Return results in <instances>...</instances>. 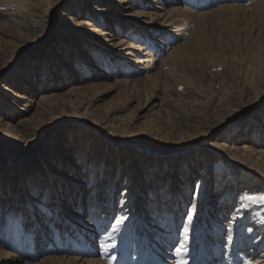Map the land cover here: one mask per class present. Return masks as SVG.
I'll return each mask as SVG.
<instances>
[{"label": "bare ground", "instance_id": "6f19581e", "mask_svg": "<svg viewBox=\"0 0 264 264\" xmlns=\"http://www.w3.org/2000/svg\"><path fill=\"white\" fill-rule=\"evenodd\" d=\"M29 1L31 3L26 6L24 14L25 16H37L38 21L33 26L41 35L44 23H52L53 7L60 4L62 0H55L53 3H47V5L45 0ZM97 1H100L101 6V1L103 0H96L95 3ZM85 2L87 3L88 1L82 2V5L86 4ZM112 2L114 6L122 8L121 13L131 7L138 9L139 12H135L136 16L140 19L144 18V20H135L133 17L122 16V18L126 19V21L123 19L122 22L119 19V17L121 18L119 13L112 12L110 14L108 11ZM89 3H91V0ZM89 3L85 5L84 10L82 9L84 12L81 10L79 12L78 4L75 5L74 14L67 15L65 10L57 21L63 25L62 28H67L66 31L69 34L66 35L68 39L74 40L71 46L74 50V55L70 51H66L62 53V57H59L60 59L64 58V61L60 62L63 65L60 69V74L57 75L59 68L56 67V70L55 63L53 61L48 62L50 58L48 53L50 52L47 53V51L50 50L48 48L51 41L47 43L44 40H36L22 50L24 51L22 55L17 56L12 61L9 59L0 65L2 67L0 72H8L10 78H13L14 71L18 70L14 83L10 84L12 80L6 79L0 90V134H2L3 138L10 140L13 148L19 143H24V141L28 142L35 135L39 121L41 122L47 115L51 109L52 102L57 103L59 99L55 100V97H57L55 94L45 95L46 92L42 95L39 93L34 98V94L40 89L41 91L45 90V83L55 78L57 84L61 82V85H63L66 81H71L70 77L72 76L77 81L76 85L78 86L88 81V77L93 80L97 77L109 78L114 74L124 78L119 81L128 83L127 78L122 75L123 73L132 72L133 74L141 75L152 69L153 61H157V58H160L162 53H166L170 44L174 41L182 40L188 24V20L185 18L188 15H199L193 10H198V6L194 7L193 5L195 4L190 3V0H106V6L103 9L97 6L90 11L89 7L94 6L89 5ZM254 3L253 11L264 26V0H255ZM224 6L223 8H218L220 13H224L223 9L225 7H227L226 10L229 12L238 11L242 8L231 6L229 9V6ZM94 9L95 11L93 12ZM83 13L87 15L88 19L85 22H79L76 17L79 15L80 18L83 17ZM10 15H13V13ZM110 18L116 19V24L117 22L119 23L117 21L119 19L120 28L117 29L116 26L110 24L107 30L103 29L104 24L109 23ZM39 22L41 23L39 24ZM69 25L71 26L68 28ZM70 32L73 34H70ZM119 33L124 35L123 40L121 39L118 44H114L113 38ZM143 37L145 39L140 43L139 38ZM155 37H159L157 39L158 43ZM76 41L79 42L75 43ZM131 42H137L139 45L132 46ZM67 45L68 43H66ZM114 46L117 47L114 51L120 55L119 57L113 55L110 51V48ZM198 47L197 40L190 36L179 48L177 47V50L173 49L170 51L162 59L161 63L176 66L187 51H196ZM78 50L79 52L77 53ZM40 54H42V61L41 68L37 70L36 84L32 87V92L27 94L31 81L21 76V73L23 74L24 72H19L20 69L18 67L20 64L18 62L22 61L26 65L27 62H34ZM123 58L126 60H123ZM46 61L48 65H45ZM166 68L168 69V75L173 79L172 76L177 75L176 67ZM55 75L58 77L56 78ZM148 80L151 81L150 85H154V89L158 83V78L154 76ZM137 85L134 83L129 88L133 89L136 86L138 90ZM165 86L168 85H164V89ZM82 88L78 87L77 91L83 96L84 91ZM166 88L169 89V86ZM69 89H71L69 90L71 91L69 96H72V92L76 89L75 87ZM137 92L139 93V91ZM255 96H259V94ZM145 101L147 102L148 99L146 98ZM149 103H151V100L148 101L147 106H145L146 103L144 106L140 104L139 113L147 109ZM14 105L19 109L10 114L13 110L9 111V109ZM240 109L241 107H238L237 110ZM254 109H257L256 111L264 109V102L261 105H257ZM125 111L127 110L121 107L113 111L107 119L93 117V120L95 119L97 124L101 126L104 135L103 139L116 143L122 141L124 137H115L112 131L113 128L116 131L131 135L129 136L130 138L138 140L143 137L148 139L151 135L160 136L159 130H153L150 127L145 128L144 126H133L136 120H132L128 116H122ZM21 112H25L27 117L29 115L27 120L30 123H26L27 120H20L17 125H14V118H19V113ZM77 115L86 118L88 112ZM243 117L245 116H240L236 119L233 117L232 120H225L226 122L221 120L220 127L227 124L229 126L239 124L238 126H242V135H244L248 124L251 121L258 123V119L254 115L251 118L247 117L241 120ZM166 119H170L169 116ZM250 119L251 121H249ZM114 124L115 126L112 128L111 125ZM201 124L197 120L192 127L193 131L186 135H180L179 141L176 140L179 145L171 149L174 152H179L175 154L174 158H176V161L178 160L177 169L180 177L174 176L175 173H173L172 169L174 165L156 163L154 159L146 156L144 152L140 153L139 150L131 152L132 154H128L125 157L128 159V163L131 162V164L127 168L130 172L124 178L120 197L114 194L117 189V182H114L115 175L111 173L115 171L118 177L121 163L110 169L109 184L102 187V190L104 188L102 210L97 204V197L99 188L102 185L105 165L102 161L103 158H96V160L90 158L84 168V161L80 163V160H84L86 146H88L87 140L90 138V136L86 135L85 130L80 131V133H83V137L85 136V139L83 137L80 138L78 147H70V150L73 151L69 152L72 154L70 156L62 157L61 154H58L59 151L56 150V145H52L53 159L56 156L58 157L52 163L54 166H52L50 161L46 163V159L41 157L38 162L24 166V168L19 166L20 168L16 167L14 170L13 168L9 169L4 164V158L7 155H11L9 151L11 145H9L6 153L0 154V264H32L38 260V264H147L149 263V259L146 258L147 253L152 254L153 257H156L154 255L163 256L165 259L161 258L162 261L172 259L173 261L169 262V264H181L183 260H187V264H196L193 262L196 258L192 259L194 255H200L201 259L204 260V264H216L217 261L220 262L218 264H228L229 262L230 264H264V202L260 200V197L264 196V147L262 146L264 140L262 142L261 138L262 134H264V128L260 130L261 132H257V130L253 132L250 146L247 145V142L240 146L238 144L229 146L223 140L216 147H212L211 144L202 140L210 135L211 130L217 131L218 126H210L213 128H211V132H205L204 134L205 127ZM156 129L159 128L157 127ZM46 135L47 133L42 135V137ZM165 135L167 134L165 133ZM125 137L127 136L125 135ZM72 138L74 137L70 132L65 142ZM190 143L196 146L198 143L203 145L198 148L200 151L191 153L184 159L183 157L188 154L184 155L182 151ZM40 145V142L33 145L29 156L33 155L34 151L40 148ZM154 147L158 149L156 146ZM104 148L106 147L103 144H99L100 152H103ZM203 149L210 150V153L201 151ZM160 152L164 154L170 153L169 150L165 151V149H161ZM109 153L112 154L114 159H117L121 154L113 150H110ZM63 158L66 161L64 163ZM86 166H88V170H86ZM139 166L140 168L142 167L144 175H148L146 177L147 183L152 179L151 182L154 185L153 190L149 189L148 193L144 194L145 196L139 192ZM155 166L157 169H152ZM195 166H199L200 170L198 172H195V168L191 170ZM64 167H66V171H63ZM147 167L150 168L147 169ZM220 167L224 169L223 172L219 170ZM154 171L157 172L155 179L152 176L153 173L155 174ZM12 172H16V174L9 175ZM86 173H88L87 178L90 177L89 184H85L83 181L79 184L78 182L82 180ZM69 174L76 175L75 178H78L79 181H67ZM182 178H184L187 185L182 190L179 189L180 185H178L177 189V182L180 184ZM96 184L98 185L97 189ZM37 186L51 194L50 207L53 215L50 218L53 221L46 222L45 228H43L45 226L44 221L48 217H42L44 219L42 224H37L35 221L37 218L35 215L41 214V204L32 195L33 189ZM211 189L213 190L212 197L216 198V201L208 204ZM57 191H60V194ZM66 192H71L73 194L72 198L65 197L63 193ZM159 193L161 196L160 201L169 203L165 204L160 212H157V208L153 204ZM84 195H87V203L84 201L86 197ZM248 196L255 198L250 200L246 198ZM73 200L76 201V204ZM140 200L143 205L139 206ZM253 202H257V205H254ZM116 203H118L119 209L117 217L126 215L127 222H124L119 228L114 223L112 226H108L107 232L101 231L97 223L98 221L105 222L106 217L99 218L101 211L109 217V214L113 212V205ZM73 204L75 205L73 206ZM211 204H214V206ZM85 205H87L86 213L83 215L85 210L83 212L81 209ZM105 205L106 207H104ZM160 205L162 206L163 204L161 203ZM6 207L9 208L6 209ZM64 211L70 213L71 222H69L70 218L67 219ZM134 213L136 215L135 219H137L138 223H141V226L137 224L142 229L140 233L142 234L147 229L146 233L143 234L145 238H150V235H153L154 240L160 237L157 240V244L154 245V242H152L148 246L149 244H145L142 238L138 236L135 242L129 241L126 246L121 245V237L125 239L128 236ZM214 214L215 216H213ZM64 216L66 217L64 218ZM84 217H88L90 224L83 221ZM143 217L147 219L145 222ZM73 220H77V222H73ZM81 224L85 230L80 228L79 225ZM24 225L26 228H23ZM28 225H30L29 228H27ZM67 227L68 229L70 227L71 233L68 229L66 232ZM90 227L92 230L87 232L88 230L86 229ZM184 227L189 228L188 233L183 231ZM98 228V231H101L100 237H97L94 232ZM41 229L46 231V234L43 232L40 236H38L39 234L35 235V231L40 232ZM84 232L89 234L87 239L84 236ZM118 234L122 236L117 237ZM35 236L39 237L40 246L44 244L39 251L35 248ZM84 240L90 242L91 246L96 244L92 260L87 256V251H91V246L86 248L85 251L80 247L85 242ZM194 242L198 249L192 246ZM249 242L251 247H248ZM182 244L186 246V251L181 247ZM45 246L47 248L44 249ZM190 246L193 248L189 249ZM5 248L10 249L7 254L4 252ZM42 252L44 254L39 255ZM143 255L144 258L141 259ZM73 256L75 258H71ZM239 258L241 262L238 263ZM153 263L156 264L155 262Z\"/></svg>", "mask_w": 264, "mask_h": 264}, {"label": "rangeland", "instance_id": "374dc122", "mask_svg": "<svg viewBox=\"0 0 264 264\" xmlns=\"http://www.w3.org/2000/svg\"><path fill=\"white\" fill-rule=\"evenodd\" d=\"M54 1L55 0H45L46 3H43L47 5V3H53ZM84 1H88L87 3L85 2L86 4H88L90 0H62L60 4L55 5L52 10V23H44V28H42L43 33L39 35L40 33L35 30V27L33 26L38 21V18H36L37 16H25L24 14L26 6L31 3L29 0L26 2L25 0H0V65L4 64L5 61H8L9 59L12 61L17 56L22 55L24 53V51L22 50L36 40H44L47 43L51 41V43H49L50 47L48 48L50 50L47 49V53L50 52L48 53L50 57L48 62L50 63L51 61H53L55 63V68H59V72H57V75L60 74V69L63 66L60 62H62V60L64 61V58L60 59L59 57H62L63 52L70 51L71 54L74 52L73 48L71 47L73 45L72 43H74V40L72 41V39H68L67 35L69 33L66 31L67 28H62L63 25L61 23L59 24L57 21L60 19L61 14H63L65 10L67 15L74 14V8L76 7V4H78L79 12L80 10L83 11L86 5H82V2ZM95 2L96 0H91V3H89V5H93L94 7L90 6L89 11L97 6H100V1H97V3ZM254 2L255 0H190V3L195 4L193 5L194 7L198 6V10L193 9L197 12L196 14H203L201 16L188 15L185 18L188 20V24L185 28V33L182 40L174 41L172 44H170L167 52L164 54L162 53L160 58H157V61H153L152 69L141 75H137V73L133 74L132 72H126V74L123 73L122 75L127 78L128 83L121 82L124 78L118 77L116 74L109 78L97 77L93 80L88 77V81H86L83 85L78 86L76 85L77 81H75L72 76L70 77L71 81H66L63 85H61V82H59L58 85L55 78L50 80V82L45 83V90L41 91L40 89L36 94H34V98H36L39 93L42 95L46 92L45 95H57V97H55V100L59 98L57 103L52 102L50 107L51 109L48 111L47 115L42 119V121H39L38 127L35 130V135H33L28 142L24 141V143H19L18 145H16V147L13 148V144H10V140L8 138H3L2 134H0V138L2 139L0 141V154H5L8 146L11 145L9 147L11 155H7L4 158V164L7 165V168H13L14 170L19 166L24 168V166L36 163L41 157H44L46 159V163L50 161V163L52 164L58 158L56 156L55 159H53L54 154H52V145H56V150L59 151L58 154H61L62 157L70 156L72 155L69 153L71 151L70 147H78V142L80 138L83 137V133H80V131L85 130L86 135L90 136V138L87 140L88 146H86L84 160H80V163L84 161L83 168L85 164L88 163L90 158H93L95 160L96 158L104 159H102L105 165V168L103 169L104 177L102 185L100 184L101 187L99 188V195L97 197V204L99 207H101L102 210V198L104 193V188L102 190V187L109 184V171L110 169L115 168L116 165L121 163V170L119 172L120 175L117 177L115 171L111 173L112 175H115L114 182H117V189L114 194L120 197V194L122 193L121 189L124 184V178L126 174L130 172V170H127V168L131 164V162L128 163L129 161L125 157L128 154H132L131 152H136V150H139L140 153L144 152L146 156L154 159L156 163H170L174 165L172 169L175 175H173L180 177L177 169L178 160L176 161V158H174L175 154L179 152H174L171 149H173L172 147L179 145L178 143H176V140L179 141L180 135H186L187 133H191L193 131L192 127L197 120H199V122L202 123L201 125L205 127L204 134L205 132L209 133L212 131L210 135L206 136L204 140H202L203 142L211 144L212 147H216L218 144L223 142V140H225L227 144H229V146L234 144H238L240 146L241 144L246 142L247 145L250 146L253 132L255 130H257V132H261L260 130L264 128V109L260 111H256L257 109H254L257 105H261L264 102V26L261 24V21L253 11V5L255 4ZM224 5L229 6V9L231 8V6L242 8L238 11L236 10L234 12H229L228 10H226L227 7H225ZM105 6L106 0L101 1L100 8L103 9ZM223 6L225 7V9H223L224 13H220L218 11L220 9L218 8H223ZM94 11L95 9L93 10V12ZM108 11L110 12V14L112 12H116L117 14L119 13V16H121V18L119 17V19L122 22L123 19H125L122 18V16L133 17L135 20L140 19L138 16H136L135 13L139 12L138 9H133V7L126 9V11L121 13L122 8H120L119 6H114V3L112 2L111 7H109ZM11 13H13V15H10ZM76 18L79 20V22H85L88 19L85 13H83V17L80 18L79 15ZM113 19L114 18H110L109 23H105L103 29L105 28L107 30L110 24L116 26L117 29L120 28V20L118 19L117 21H119V23L117 22L116 24V19H114V21ZM140 20L143 21L144 18H141ZM40 23L41 22H39V24ZM70 26L71 25H69L68 28ZM72 32H70V34H73ZM190 36L191 38H195L197 40L199 47L196 48V51H187V53H185L183 55V58L179 61V64L176 66L161 63L162 59L165 58L170 51H172L173 49L177 50L179 46H181L182 43ZM123 37L124 35L119 33V35L113 38V43L118 44V42H120ZM158 38L159 37H155L156 42ZM144 39L145 37L139 38L140 43H142V40ZM78 42L79 41H76L75 43ZM66 43H68L67 46ZM130 44L132 46L139 45L137 42H131ZM116 48L117 47L114 46L110 48V51L113 55L119 57L120 55L116 53V51H114V49ZM78 52L79 50L77 51V53ZM123 60L126 59L123 58ZM41 61L42 54L38 55L34 62H27L26 65L22 61L18 62L20 64L18 67L20 69L19 72H24L23 74L21 73V76L31 81L29 84V90L27 89V94L32 92L31 89L36 84L35 78L37 75V70L41 68ZM48 62L46 61L45 65H48ZM166 67H176L177 75L172 76L173 79H171V77L168 75V69ZM1 68L2 67H0V70ZM17 71L18 70L14 71L13 78L9 77L8 72H0V90L1 86L5 84L6 79L12 80L10 84L14 83V80L17 77ZM57 75H55L56 78L58 77ZM154 76L158 78L159 85L157 83L155 88L153 89L154 85H150L151 81H149L148 79ZM134 83L136 85L138 84V90L136 89V86H134L133 89L129 88V86L133 85ZM127 84L129 85L126 86ZM145 84L147 85V87H149L148 89ZM164 85L169 86V89L166 88L168 86H165V89L168 92L165 91ZM74 87L76 90L72 92V96H69V93L71 92L69 91L71 90L69 88ZM78 87H83V96L78 93ZM137 91H139V93ZM256 94H259V96H255ZM60 98L63 100H61ZM146 98L148 99V101L151 100V103L148 104L147 109L139 113L140 104L144 106V104L146 103L145 106H147L148 101H145ZM155 105L157 106L155 107ZM121 107L127 110L122 113V116H128L129 118H132V120H136L134 121L133 126H144L145 128L150 127L153 130H159L158 133H161L160 136L155 137L154 135H151L148 139L143 137L139 140L133 139L131 137V139L129 137L131 135L114 130V124L111 125L113 128H111L113 134H115V137L119 136L120 138H122L123 136L124 138H122V141L120 143H116L103 139L104 135L103 131L101 130V126L97 124V121L95 119L93 120V117L95 116L101 119H107L113 111ZM238 107H241V109L237 110ZM128 108L130 109L128 110ZM17 109L19 108L14 105L9 109V111L13 110L10 114H13ZM86 111L88 112L86 118L77 115L85 113ZM137 114L139 115L137 116ZM19 115V118H14V125H17L20 120L26 121L29 117V115L27 117L25 112H21L19 113ZM254 115L255 118L258 119V123H256L255 121L253 122L250 119L249 121H251V123L249 122L250 124H248V127L245 128L244 135H242V126H238L239 124H235L234 126H229V124H227L228 126L226 125L220 127L221 120H223L222 122H226L225 120H232L233 117L234 119H236L237 117L245 116L243 117V119H241L244 120L247 117L251 118ZM168 116L170 119L167 120L166 118ZM192 122L194 123L192 124ZM26 123H30V121L27 120ZM210 126H218L217 131L211 130L212 127ZM157 127L159 129H156ZM70 132L71 134H73L74 138L69 139L68 142H65V140L68 139V135ZM45 133H47V135L45 137H42V135H44ZM130 133L132 134V132ZM165 133L167 135L170 134V136H168L169 138L167 137V135H165ZM125 135L127 137H125ZM84 137L83 139H85ZM261 138L263 142L264 134H262ZM39 142L41 143L40 148L34 151L33 155L29 156L33 145H36ZM99 144H103V146L106 147L104 148L105 150L103 152L99 151ZM202 145L203 144L200 143H198L197 146L195 144L193 145L192 143L186 145L184 150L182 151V154L188 155L184 156L183 158L185 159L187 158V156H189V154L191 155V153L200 151L198 148H200ZM154 146H156L158 149H155ZM262 146L264 147V144ZM109 149L121 154L119 155V157H117V159H114L112 154L109 153ZM161 149H165V151L169 150L171 154H164L163 152H160ZM201 151H207L208 153H210V150L208 149H203ZM64 162L66 161L63 158V163ZM52 166H54V164H52ZM86 167L87 169H85L88 170V166ZM155 167H152V169H157V167ZM148 168L150 167H147V169ZM194 168L195 172H198V170H200L199 166H195L191 168V170ZM65 169L66 167H64L63 171H66ZM138 169H140L139 192L140 194H143V196H145L148 193L149 189L153 190L154 185L151 182L152 179L147 183L146 177L148 175H144L142 167L140 168L139 166ZM219 170H222L221 172L224 171L222 167H220ZM13 174H16V172H12L9 175ZM87 175L88 173H86L82 180L79 181L78 178H75L76 175L69 174L67 176V181H79V184L81 181H83V183L89 184L90 177L87 178ZM152 176L153 179H155V177L157 176V172H155V174L153 173ZM6 181L7 179L5 180V184ZM182 181H184V178H182L180 184H178L177 182V189L178 185H180L179 189L181 190L185 185H187L186 181ZM95 186L97 189L98 185L96 184ZM57 192H59L60 194V191ZM212 193L213 190L211 189L208 204L216 201V198L212 197ZM84 197V201L85 203H87V195H84ZM157 197L158 198L155 199L153 205L155 206V208H157V212H160L162 207L169 202L160 201V193ZM254 198L255 197H253V200ZM73 202H75L76 204L75 200H73ZM161 203L163 204L162 206L160 205ZM75 204H73V206ZM253 204L257 205V202H253ZM140 205H143V203L141 202L139 206ZM211 205L214 206V204ZM113 206V212L109 214V217L106 213L103 214L102 211L99 215L100 219L105 216L108 217H105V222L98 221L97 225L99 226V228H101V231L107 232V229H109L108 226H112L115 223L113 218L117 217L119 210L118 203ZM86 207L87 205L82 208L83 210L81 209V211L83 212L85 210L83 215L86 213ZM104 207H106V205ZM7 208L9 207H6V209ZM64 213L65 215H67V219L70 218L69 222H71L72 217L69 215L70 213H68L67 211H64ZM35 216L37 217L35 220L36 223L42 224L44 221L42 217L44 216L40 213L36 214ZM213 216H215V214ZM65 217L66 216H64V218ZM135 218L136 215L134 213L132 225L129 228L127 238L124 239L123 237H121V234L117 235V237H121V245L126 246L129 241L135 242V240L137 239L136 237L138 236L142 238V241H144L145 244H149L148 246H150V243L152 242H154V245L157 244V240L160 239V237H157L154 240L153 235L149 234L151 237L145 238L143 234L146 233L147 229H145L141 234V223H138L137 219ZM146 220L147 219L143 217V221L145 222ZM49 221L52 222L53 219H51L50 217L46 218L44 221V225ZM75 221L77 222V220H73V222ZM83 221H85V223L88 222V217H84ZM137 224H140V226H138ZM79 226L80 228L84 229V227H82V224ZM29 227L30 225H28L27 228ZM45 227L46 225L43 226V228ZM23 228H26V226L24 225ZM99 228L94 230L97 237H100L101 235V231H98ZM67 229L68 227L66 228V232ZM68 230L71 233L70 227ZM86 230H88L87 232H90L92 228L90 227ZM43 232L46 234V231H42V229L40 232L36 230L35 235L39 234L38 236H40ZM87 232H84V236L86 239L89 235ZM38 236H35V248L37 251L42 249L44 245L43 244L40 246V243L38 242ZM84 241L85 242L80 245L83 251L91 246L90 242H88L87 240ZM192 246L198 249L195 242ZM192 246H190L189 249H192ZM248 247H251L250 242L248 244ZM45 248L47 247L45 246L44 249ZM90 250L91 251H87V256L92 260V258H94L93 253L96 250V244L94 246H91ZM9 251V248L4 249V252L6 254ZM43 254L44 252L39 255ZM154 256L159 258L153 257L152 254L147 253L146 258L149 259L147 260L150 264H154L153 262H155L156 264H169V262L173 261L172 259L162 261V259H165L163 258V256ZM71 258H75V256ZM143 258L144 255L141 257V259ZM168 258H170V256H168ZM193 258H196L193 261L196 264H204V260L201 259L202 257L200 255H194L192 259ZM239 262H241L240 258L238 260V263ZM38 263L39 260L34 261L32 264ZM218 263L220 262L217 261L216 264ZM228 264H230V262Z\"/></svg>", "mask_w": 264, "mask_h": 264}, {"label": "snow or ice", "instance_id": "6c2138e0", "mask_svg": "<svg viewBox=\"0 0 264 264\" xmlns=\"http://www.w3.org/2000/svg\"><path fill=\"white\" fill-rule=\"evenodd\" d=\"M182 91V89H181ZM32 195L40 202L41 204V215L45 216V217H51L53 215V211L52 208L50 207V201H51V194L47 191H44L43 189H41L39 186H37L36 188L33 189ZM63 195L65 197L68 198H72L73 194L71 192H66L63 193ZM247 199H253V197L248 196L246 197ZM261 202H264V196L260 197ZM114 222L115 225L117 226V228H119L121 225L124 224V222L127 220V216L126 215H120L119 217H114ZM183 231L185 233L189 232V228L188 227H184ZM182 248L185 249L186 251V246L185 245H181ZM181 264H187V260H183L181 262Z\"/></svg>", "mask_w": 264, "mask_h": 264}]
</instances>
